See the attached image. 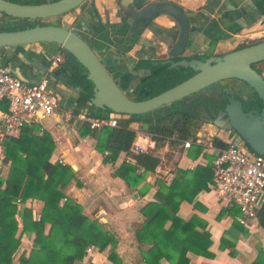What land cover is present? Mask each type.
I'll return each mask as SVG.
<instances>
[{
	"label": "crops",
	"instance_id": "0c3cea01",
	"mask_svg": "<svg viewBox=\"0 0 264 264\" xmlns=\"http://www.w3.org/2000/svg\"><path fill=\"white\" fill-rule=\"evenodd\" d=\"M143 1H171L185 11L190 28L189 41L183 56L190 59L203 61L221 56L244 44V40L254 42L256 38H264V0ZM122 12L117 0H87L73 12L41 23L65 25L81 35L107 65L114 67L111 70L112 75L119 87L128 93L137 85V79H134L129 69L133 67L131 70H136L139 63L144 66L143 63L164 56L176 39L179 28L169 16L159 15L138 36H132L128 18ZM9 25L10 27H6ZM20 26L21 24L5 23L3 27L0 25V31L20 30L17 29ZM55 52L54 45L44 43L3 48L0 49V65L26 84H35L46 79L51 93L61 92L57 95L58 104L54 113L50 116L37 114L33 123L26 127L30 128L29 133L36 136L48 134L53 143L49 162L67 165L73 171L75 180L69 182L62 191L64 197L75 200L82 207L85 217L98 221L114 236L117 241L115 253L122 264H144L140 252L148 250L149 245L139 244L135 233L145 220L140 212L141 208L148 202L165 203V197L159 192L156 181H170L177 170L211 168L216 148L214 139L224 144L230 142L238 145L240 142L233 133L222 130L216 132L210 125L197 124L191 130L196 140L187 139L192 142L189 149L183 148V140L168 141L165 149V142L160 141V151L156 154L165 155V163L160 173L154 168L153 172L147 173L133 188L118 177L117 172L123 165L134 167L136 173H142L143 168L139 167L135 157L128 152H121L115 161H111L106 150L97 151L98 139L101 149L105 146V137L101 136V130H90L78 116L99 120L111 117L98 110L90 113L88 110L91 106L88 101L78 104L79 91L75 88L68 89L69 82H65L71 74L65 53ZM56 56H62L63 62L53 65ZM36 67H44L46 74L39 72ZM261 75L264 78L262 72ZM129 128L135 133L134 140L144 146L149 140L145 127L139 123H131ZM21 133L11 139H18ZM196 148H201V153L191 155ZM126 159L129 161L126 162ZM8 169L9 164L1 178H6ZM208 183L209 180L205 188L195 195L192 203L182 202L177 211L181 220L189 221L194 217L205 222L210 235L211 245L208 251L211 257L197 256L189 252L188 264H264V230L258 225L257 219L250 222L248 228L241 226L235 221V217L239 215L236 207L226 208L228 211H235L234 215L226 213L219 217L225 207L208 187ZM141 191L144 193L139 195ZM62 200L60 204L63 203ZM262 202L263 200L260 206ZM24 207L30 209L33 218L37 219L43 203L28 199ZM17 236L20 237L21 244L13 255V264H17L28 254L34 238L33 235L21 233L19 224ZM221 241L224 243L223 248H220ZM110 252L111 248L107 247L99 254H93L94 264H111L108 260ZM90 258L85 254L81 262L74 264H88ZM161 264L169 263L161 260Z\"/></svg>",
	"mask_w": 264,
	"mask_h": 264
},
{
	"label": "trees",
	"instance_id": "16d2710c",
	"mask_svg": "<svg viewBox=\"0 0 264 264\" xmlns=\"http://www.w3.org/2000/svg\"><path fill=\"white\" fill-rule=\"evenodd\" d=\"M8 1L22 5H39L46 2V0ZM36 25L44 26L48 23L23 21L17 29L23 30ZM260 42L243 44L235 50ZM65 56L67 61L72 59L66 53ZM147 63H143L144 66ZM251 67L261 74L256 64ZM160 70L161 68L154 72ZM167 72V76L159 74L158 80L147 79L137 90L140 96L138 100L156 96L183 82L192 74L191 70L182 68ZM74 81L84 90L78 99V104L87 102L91 97L90 83L80 75H76ZM219 85H213L206 90L225 93ZM194 97L184 98L172 103L169 107L146 115L132 116L129 120H117L116 128L105 127L101 130V136L105 137V146L100 149V139H98L97 151L106 150L111 161H115L121 152H128L135 138L134 131L129 128L131 123H139L145 127L144 130L147 133L157 136L158 147L161 146L160 141H162L158 137L169 138L176 135L180 140L191 138L196 140L190 129L198 117L192 114L191 109L195 103H200L201 98ZM188 100L191 101L188 102ZM255 100L256 102L250 101L245 109L260 111L261 101L256 96ZM29 129L23 128L18 139L8 138L3 142V152L9 169L5 179L0 177V264H13V255L21 244L20 237L17 236L18 223L14 218L21 207V233L33 235L34 238L32 248L17 264H74L83 260L89 246L95 247L100 252L110 247L109 262L122 264L115 253L116 239L101 223L85 217L82 214V207L73 199L66 198V201L60 204L65 198L62 191L69 182L75 180L74 173L67 165L49 162L53 143L48 134L36 136L29 133ZM213 144L216 147L226 146L217 139L213 140ZM201 151V148H196L195 153L191 155L196 156ZM158 159V154L136 156L135 160L139 167L143 168V172L136 173L134 167L123 165L117 172V176L134 188L147 173L153 172ZM211 177L212 166L211 168L209 166L205 169L197 168L194 171L177 170L170 181L164 179L156 181L159 192L165 197V203L145 204L140 211L145 220L135 233L139 244L149 245L148 250L140 252L144 264H161V260L169 264H188L187 253L189 252L197 256L211 257L208 251L211 240L205 222L194 217L184 221L177 216L179 205L184 201L192 203L195 195L205 188L206 182L208 180L210 182ZM76 184L80 186L79 182ZM143 193L144 191H141L139 195ZM28 199L43 203L37 219L33 218L30 209L23 208ZM18 201L20 204H17ZM226 213L234 215L235 211H228L225 208L219 217ZM256 218L258 225L264 230V200ZM223 245L221 241L220 248H223Z\"/></svg>",
	"mask_w": 264,
	"mask_h": 264
},
{
	"label": "water",
	"instance_id": "95a60500",
	"mask_svg": "<svg viewBox=\"0 0 264 264\" xmlns=\"http://www.w3.org/2000/svg\"><path fill=\"white\" fill-rule=\"evenodd\" d=\"M86 1L46 0L45 3L39 5H22L0 0V14L11 18V22L44 21L73 12ZM117 2L121 10L131 16L128 18V23L133 30L142 31L145 25L159 15H166L173 19L179 32L168 56L171 59L180 57L181 60L176 63L168 60L161 62L160 65L169 64L170 69L182 68L191 70L195 74L156 96L134 101L130 98L134 89H130L128 93L123 91L112 75L111 70L114 67L107 65L81 35L65 25H36L23 30L0 31V49L41 43L54 45L56 52L62 51L72 58L68 61L71 74L69 79H65V82H69V84L66 83L68 89L75 88L80 95L83 94L84 90L74 81L75 76L80 75L90 83L91 97L88 103L91 109L88 111L91 113L93 110H98L109 114L116 120H129L132 116L146 115L169 107L172 103L225 81L242 82L261 101L260 112L257 110L244 112L243 103L247 101V98L239 101L234 98V95H230L224 110L220 111L215 118L210 119L207 124L216 132L222 130L233 133L241 144L264 160V78L251 67L264 62V41L203 61L196 59L187 61L183 58V54L189 41V19L177 3L143 0H117ZM132 68L129 70L135 77L134 79H137V84L141 82L140 76L143 72L150 73V70H131ZM37 69L42 74H46L44 67ZM60 93L54 94L57 96Z\"/></svg>",
	"mask_w": 264,
	"mask_h": 264
},
{
	"label": "built area",
	"instance_id": "2783aa9c",
	"mask_svg": "<svg viewBox=\"0 0 264 264\" xmlns=\"http://www.w3.org/2000/svg\"><path fill=\"white\" fill-rule=\"evenodd\" d=\"M63 62L62 56H56L53 65ZM58 104V96L48 90L47 80L35 84H26L15 78L8 69L0 65V177L5 174L7 162L4 156L3 142L5 139L17 137L23 128L30 126L37 114L50 116ZM78 119L85 122L90 130L99 131L105 127L116 128L114 118L93 119L79 115ZM167 148L168 141H180L176 135L161 138ZM157 136L149 134V140L144 146L137 140L131 143L128 153L132 157L151 156L158 153ZM199 143V141H196ZM184 149L192 145L190 140H183ZM155 171L160 173L165 163L164 153L158 154ZM129 159H126L128 162ZM208 187L215 193L218 201L227 209L236 207L239 215L235 221L243 227H249L250 222L257 219L260 202L264 200V160L250 151L245 145L226 143L225 147H216L212 160V177ZM66 198H63L64 203ZM17 204H20L19 201ZM21 208L15 214L16 222L21 226ZM96 248L89 246L85 254L94 264L93 254H99Z\"/></svg>",
	"mask_w": 264,
	"mask_h": 264
},
{
	"label": "flooded vegetation",
	"instance_id": "af4514ba",
	"mask_svg": "<svg viewBox=\"0 0 264 264\" xmlns=\"http://www.w3.org/2000/svg\"><path fill=\"white\" fill-rule=\"evenodd\" d=\"M122 13L124 14V17H126V18L131 17L127 13H124V12H122ZM7 22L8 23H15V25L22 23L21 21L11 22V18L6 17L3 14H0V25H1V23L5 24ZM35 22H40L41 23V21H35ZM146 26H144V28ZM130 33L133 34L132 36H134V35L135 36L136 35L138 36L140 34V31L131 29L130 30ZM175 41H176V39L174 40L173 44L175 43ZM170 48L164 53V56H162L160 58H155L153 60H149V62L147 63L146 66H143L141 63L138 64L137 68H135L136 70H138V69L150 70V73L147 74L146 72H143L141 74V76H140L141 82L136 85V87H135V89L133 91L132 97L130 96L131 100L140 101V100H138V98H140V96L138 95L137 90L143 85V83L147 79L154 78V79L158 80V79H160L159 77H157L159 74H161L162 76H165V75L167 76V74H168L167 71L171 70L170 69V65L169 64L160 65L161 62H166L168 60H171L172 62L176 63V62H179L181 60L180 57L173 58V59L169 58L168 53L170 51ZM216 57H218V56H216ZM183 58H185L187 61L193 60V59H190V58H187V57H184V56H183ZM196 60H199V59H196ZM160 68H161L160 71L154 72V70H159ZM191 73L192 74L189 77H191V76H193L195 74L192 71H191ZM240 83H242V82H240ZM242 84H243V88L241 90H239V91H234V90H228L227 91V90H225V89H223L221 87V89H223L225 91V93H223V94H220L219 92L218 93L217 92H207V90H203V91L199 92L198 94L193 95L195 97H199V99L201 98L200 103L199 104H196L195 103L194 104V107H192V109H191L192 114H194L196 117H198L197 121H195L194 124H199V126H201V125H208L207 122L210 119L215 118L216 115L220 111H223L224 110V107L227 104V99L230 97V95H234V98L236 100H239V101H242L243 98H247V101L245 103H243V111L244 112L249 111V110H246L245 107H246V105L250 101L256 102V100H255V96L256 95H255V93L247 85H245L244 83H242ZM256 98H257V96H256ZM189 101H191V100H188V102ZM261 107H262V104H261ZM250 110H257V109H250ZM258 112H260V111H258ZM190 130H192V127H191ZM193 131L196 132V130H193ZM234 136L237 138L236 135H234ZM237 140L239 141L238 138H237ZM238 145H242V144L239 143Z\"/></svg>",
	"mask_w": 264,
	"mask_h": 264
},
{
	"label": "rangeland",
	"instance_id": "374dc122",
	"mask_svg": "<svg viewBox=\"0 0 264 264\" xmlns=\"http://www.w3.org/2000/svg\"><path fill=\"white\" fill-rule=\"evenodd\" d=\"M1 27H3V24H1ZM6 27H10V25L6 26ZM244 41H245V42H243L244 45H248V44L251 43L250 40H244ZM256 41H261L262 42V41H264V38L259 39V40H257V38H256ZM241 45H243V44H241ZM256 68L258 70H260L263 73V75H264V63L261 62V63L256 64ZM220 87H222L223 89H225L227 91L228 90L239 91V90H241L243 88V84L238 82V81H236V80H229V81H225V82L220 83L219 88ZM196 125L197 124H194L193 127L196 128L197 127Z\"/></svg>",
	"mask_w": 264,
	"mask_h": 264
}]
</instances>
